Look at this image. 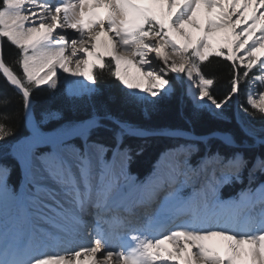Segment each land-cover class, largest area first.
Masks as SVG:
<instances>
[{
    "label": "snow or ice",
    "instance_id": "6c2138e0",
    "mask_svg": "<svg viewBox=\"0 0 264 264\" xmlns=\"http://www.w3.org/2000/svg\"><path fill=\"white\" fill-rule=\"evenodd\" d=\"M237 6L253 9L252 23L239 31L237 26L244 22L239 16L232 20ZM229 7L233 13L228 12ZM98 8H103L104 13L97 12ZM201 9L204 10L203 24L198 19ZM258 9H264V0H0V40L6 38L18 49L16 63L22 70L17 74L5 62L0 43V73L17 89L25 115H31L34 121L27 145L22 150L14 146L13 152L35 189L34 194L27 196L13 194L6 184L7 168L0 166V264H112L113 260L116 264H174L175 261L264 264V182L243 190L233 200L222 201L215 195L222 183L242 182L245 169L250 181L256 172L264 174V156L255 157L249 167L250 161L243 151L248 146L246 140L238 141L228 131L196 137L205 144L206 152L195 166L187 160L197 150L194 143L170 149L177 154V160L168 179L162 178L158 185L147 187L134 206L124 208L129 216L135 214L134 208L145 210L144 223L139 228H127L126 217L108 215L121 195L119 181L107 165L97 169L93 163L94 154L98 158L104 146L98 145L93 150L87 144L92 130L105 126L102 120L116 125L114 135L118 144L125 135L173 136L181 132L179 129L145 130L117 119L107 105L98 108L92 96L104 73L127 90L123 103L143 105L146 114L147 106H154L158 98L174 91L168 78L170 73L178 79L183 74L190 85L199 89L200 101L207 98L216 109L227 104L232 94L239 91V81L247 80L249 85L259 81L264 86V59L257 56L264 49V25L259 36L248 39L257 24L264 22V12L258 17ZM192 30L202 34L194 37ZM242 50L243 54L238 56ZM150 53L154 55L150 57ZM213 56L232 62L231 93L221 100L210 95L213 79L206 78L201 71L202 64ZM237 60L244 67L242 75ZM73 63L74 68L70 66ZM254 65H258L260 74L248 79ZM41 86L53 92L58 86L66 88L69 97L84 101L90 107V115L82 120H68L52 134L43 133L40 124L59 119L61 114L45 110L40 120H35L31 93ZM189 94L194 99L197 96V93ZM247 103L264 114V91L257 98L249 90ZM207 106L206 102L198 105ZM240 131L253 143L257 140L264 143V139L247 127L241 125ZM10 134L11 129L0 123V139ZM184 136L192 139L190 134ZM73 138L85 139L87 146L75 148L68 143ZM214 138L234 151L230 155L212 151L208 141ZM43 144L57 147L53 152L36 155L35 149ZM124 155L127 158V151ZM73 159L77 162L76 171ZM200 172L210 175V179L198 190L202 205L194 206L193 197L182 195L181 186ZM46 179L54 187L41 183ZM40 193L56 205L55 208L44 205L55 213L46 222L56 231L27 227L22 203L27 200L38 208ZM61 197L70 207H64ZM88 207L95 209L90 242L80 243L78 250L70 248L65 254L43 253L34 258L41 247L76 243L87 227L80 214ZM165 242H170L173 248H163ZM220 247L224 249L223 255L218 251ZM98 253L102 255L99 261Z\"/></svg>",
    "mask_w": 264,
    "mask_h": 264
},
{
    "label": "trees",
    "instance_id": "16d2710c",
    "mask_svg": "<svg viewBox=\"0 0 264 264\" xmlns=\"http://www.w3.org/2000/svg\"><path fill=\"white\" fill-rule=\"evenodd\" d=\"M2 53L5 62L12 67L13 71L21 74V69L16 63L18 59V49L3 38ZM201 71L206 78L213 79L210 87V94L218 100L223 99L231 93L233 70L230 61L215 56L210 57L209 61L204 62ZM97 92L92 96V101L99 108L101 105H107L108 111L117 119L127 121L132 125L145 129H179L190 131L195 135L204 136L217 131L232 132L238 141H251L240 131V125L235 120L231 109L225 110L224 118H217L209 114L204 108H196L190 100L183 94V88L175 85L174 92L168 96H161L156 100V104L149 105L147 114L143 105H133L123 103V97L126 94L125 89L115 79L104 73L96 84ZM33 101V113L35 120H40V114L45 110L59 111L61 118L49 119L41 123V126L50 131L56 128L59 123L68 120H82L87 118L90 113V107L81 100H74L69 97L63 88L53 92L48 88L41 86L34 88L31 93ZM7 100V103H0V123H4L11 129L9 136L0 139V147H4L7 152L10 145L20 138L28 135L25 123V113L22 105V97L6 78L0 73V101ZM248 109L247 115L256 126L264 127V114L244 106ZM102 127L92 130V141L104 145L110 152L118 145L116 143L115 131L109 130L113 123L108 120L101 121ZM179 141L178 138L165 136L161 134L140 137L135 135H125L121 143L122 148L128 152V167L137 177L143 178L150 170L153 161L158 155L168 147H173ZM212 151H222L230 154L233 149L224 146L219 140H209ZM249 159L254 155L264 154V145L258 149L250 150L245 148ZM230 152V153H229ZM0 164L8 170L7 184L10 188L16 190L21 182V173L17 162L9 155L1 158ZM258 181L264 182V174L258 173ZM242 183L235 180L226 184L221 191L222 198L237 195L242 189Z\"/></svg>",
    "mask_w": 264,
    "mask_h": 264
},
{
    "label": "bare ground",
    "instance_id": "6f19581e",
    "mask_svg": "<svg viewBox=\"0 0 264 264\" xmlns=\"http://www.w3.org/2000/svg\"><path fill=\"white\" fill-rule=\"evenodd\" d=\"M257 2H259V0H257ZM227 10L229 13H233V9L231 7H229ZM252 10H253L252 7H249L247 10H244L241 6H237L235 13H233V15H232V20L235 21L237 19V17L239 16L240 19L244 22V23L237 26V31H239V29L241 27H245L248 24L252 23V20H251ZM96 11L103 14L105 10L103 8H98V9H96ZM241 12L243 13L242 16L240 15ZM261 12H264V9H258L257 10V16L258 17L261 14ZM198 19L200 20L201 24H203V22H204V10L203 9H201L200 13H198ZM38 22L39 21H37V23ZM262 25H264V22L257 24V27H256L255 31L253 32V34L248 37L249 41H251V40L255 39L257 36H259L260 28ZM69 32L71 34L72 30H69ZM192 32H193L194 37L202 34V32L196 31V30H192ZM110 35H111V33H110ZM157 39H159V38H157ZM242 54H243V50L240 53H238L237 55L240 56ZM66 55H70V52L66 53ZM153 55L154 54H151V53L149 54L150 57ZM169 55L173 59H177V57L172 56V54L170 52H169ZM257 56H259L261 59H264V49L259 50L257 52ZM245 63H246V61H245ZM70 66L74 68L75 64L73 63ZM81 68L83 69V65H81ZM132 71H134V69ZM251 72L252 73H259L258 65H254L253 68L251 69ZM64 75H67V74H64ZM84 83L90 84V82H88V81H84ZM190 86L192 87L193 91L195 92L196 89L194 88V86H192V85H190ZM197 90H198V88H197ZM259 91L260 92L264 91V86H262V88ZM196 99H197L196 100L197 104H201L204 102H206L207 105L210 104V102L207 100V98H204V101H200L198 93H197ZM210 107L215 108L212 105ZM31 136H32V133L30 135H27L26 137L16 141L15 147L22 150L27 145ZM72 140H73L72 144L73 143L75 144L74 139H72ZM183 142H185V141H183ZM68 143L71 144V140L68 141ZM182 144H185V143H182ZM178 145H180V144H178ZM176 146L168 147L167 149H165L164 152L161 153L160 157L154 162L153 167L148 171V173L142 178V180L138 184L136 182H134L133 178L129 175V171H128L127 167L125 168L126 173L124 174L122 172L123 167L121 166V164L117 163V165L116 164L114 165L113 161L108 162V163H103L102 158L99 156L97 158L94 154L93 163H94V165L97 166V169L100 165H107L109 170H110V173H114L115 176L118 178V181H119V187L121 190V195L116 200L115 207L117 206V208L114 209L111 213H109L108 214L109 216L119 215L121 217H126L127 219L125 220V226L127 228H130L132 225H135L139 228L143 225L144 214H145V210L143 208H134L135 214L131 215V216H129L128 213L124 211V208L134 206L136 201L139 199V197L141 196V194L144 192V190L147 187L152 186V185H158L162 178L168 179L170 172H171V169H172L173 165L176 163L177 154H172V153H169L167 151H169L170 149L176 148ZM93 150H94V147H93ZM36 151L37 150H35V154H36ZM53 151H55V149H51L49 152H53ZM164 153H166V156H164ZM114 155L115 154L111 155L112 157L110 156L111 159L114 157ZM106 157H107V154H105V159H106ZM110 157H109V159H110ZM195 159H196V156H191V158L189 160V163L192 164L193 166H195V164L198 162ZM104 161H107V160H104ZM19 163H20L21 167L23 168V164L21 163L20 160H19ZM76 163H77L76 161H72L74 171H76ZM210 171H211V169H209V173H210ZM149 173L151 176H149ZM207 179H210V175H206L205 173L200 172L199 175L196 178H194L192 181L182 185L185 189H188V190L192 187V194L190 197H193V199H194V206L196 204L202 205V197L200 196L198 190L202 188V186L205 184ZM204 180H205V182H204ZM22 182H23L21 184L22 188L20 187V189L18 190L17 196H27L30 193H33V194L35 193V189L33 187V184L29 182V179L26 177L25 172H24V179ZM41 183H44V184L48 185L49 187H54L52 182L50 180H47V179L44 181H41ZM139 184H141V185H139ZM23 186H24V189H23ZM220 186H221V184L217 188V191L215 194L218 198H220L219 195L221 194L220 193ZM11 192L14 193V189H11ZM38 199L41 201L38 208L33 207L27 200H24L22 203V208L24 209L25 213L27 214V227L29 229H43V230H48V231H56V230L52 229L51 224L46 222V218L54 216L55 213L52 211V208L44 206V205H52V207L55 208L56 205L54 204V202L52 200L48 199L47 196L44 195L43 193L38 194ZM60 200H61V203L64 204L65 208L70 207V205L68 203H66L62 197L60 198ZM220 200L229 201V200H233V198H231V197L230 198L227 197L224 199L220 198ZM57 210H59V209H57ZM241 210L242 211L244 210L243 207L241 208ZM256 211L257 212L259 211V206L257 207ZM94 212H95L94 208L88 207L80 215L82 217H87L89 219H92V218H94V215H93ZM128 221H131V222L129 223ZM177 222H179V221H177ZM93 224H94V222L89 221L87 223V227L92 228ZM83 232H84V229H83ZM83 232H82V235L80 237H77L76 243L72 244L71 246L67 242H65L64 244H61L59 246H51V247H47V248L41 247L40 249L37 250V254H36V256H34V258H37L40 254H43V253H47L49 255H52L55 253L65 254V252L68 251L70 248L72 250H78V246L80 243H88L91 241V240L87 239L85 236H83ZM60 235H63V234L60 233ZM244 247L247 248L249 246L245 245ZM163 248H167V249L171 250L173 248V245L170 242H165V244L163 245ZM218 251L220 252L221 255L224 254V249L222 247L218 248ZM66 258H68V257H66ZM71 259L75 260V257H71ZM81 259H84L83 255L81 256ZM97 259H98V261L100 259H102V255L98 253ZM112 264H116L115 260L112 261ZM170 264H173V262H170ZM174 264H182V262L181 261H175Z\"/></svg>",
    "mask_w": 264,
    "mask_h": 264
},
{
    "label": "rangeland",
    "instance_id": "374dc122",
    "mask_svg": "<svg viewBox=\"0 0 264 264\" xmlns=\"http://www.w3.org/2000/svg\"><path fill=\"white\" fill-rule=\"evenodd\" d=\"M3 39V38H2ZM6 39V38H5ZM7 40V39H6ZM1 41V40H0ZM232 64V62H230ZM236 63L240 66V75H242L243 71H244V67L243 65L240 64V61L237 60ZM22 72V70H21ZM260 73H252L250 71V76L248 79H251L252 76H255V75H259ZM170 80H172V83H173V88L175 89V85H177L179 87V89L182 87L183 88V94L186 98H188L190 100V102L192 103V105L196 108H204L209 114H211L212 116L214 117H217V118H224V111L225 110H228V109H231L233 111V115H234V118L235 120L238 122V124L241 126H245L247 127L248 129H250L255 135H257L258 137H261L262 139H264V132H262L261 130L264 129V127H259V126H256L254 123H252L247 115V113L244 112V106L247 105L248 107L249 104L247 103V97H248V94H249V90L251 91L252 95L254 97H257L258 98V93H260V89L262 88V85L260 84L259 81H256L254 82L252 85H249L247 80H242V81H239L238 82V88H239V91L235 94H232V97L231 99L228 101L227 104H223L221 105V108L220 109H216V108H212L210 107L212 104H211V101L210 104L207 106V107H198L199 104H197V99L195 97V99L193 98L192 95H190L189 93L192 91L193 93H198V90H197V87L194 86V88L196 89V91L194 92L192 87L190 86V83L189 81H187V79L184 77L183 74H179V79L177 78L176 75H173V74H169V77H168ZM91 83V82H90ZM46 87V86H44ZM59 87V86H58ZM210 87L211 85L209 86V92H210ZM47 88V87H46ZM64 91L66 92V88H63ZM192 89V90H190ZM51 91V90H50ZM125 91L127 92V90L125 89ZM174 92V91H173ZM172 92V93H173ZM211 95V94H210ZM165 96H168V95H165ZM213 107H215V105H212ZM251 108V107H250ZM33 117L31 115L29 116H26L25 115V123H26V128H27V131H28V135H30L32 133V127H33ZM65 123V122H64ZM64 123H59L55 129L53 130H50V131H46L40 124V130L45 133V134H52L55 132V130H57L61 125H63ZM43 124V123H42ZM131 124V123H129ZM132 125V124H131ZM110 129L109 130H116V125L113 123V125L111 127H109ZM184 134H190V136L192 137L191 140H188L185 138ZM150 135H154V134H150ZM135 136H138V135H135ZM149 135H143V136H140V137H147ZM165 136H169V135H165ZM204 136H207V135H204ZM26 137V136H25ZM172 137H175V138H178L179 141H177V144H182V143H194L196 145V149L197 150H194L190 156H196V159L197 161H199L201 159V157H203L205 155V152H206V146L205 144L197 141L195 138L196 137H202V136H198V135H195L193 134L192 132L190 131H185V130H181L180 133H177L175 135H173ZM24 138V137H23ZM92 138V135L90 133V136L87 137V144H91L94 149L96 146L98 145H102L100 143H97L96 141H92L91 140ZM74 139V142L75 144L73 143L72 144V139H71V144L77 148V149H83L85 148L87 145L85 143V139H82V138H73ZM215 139V138H214ZM250 139V138H249ZM215 140H218V139H215ZM185 141V142H183ZM220 141V140H219ZM116 143L118 144L117 140H116ZM121 143V141L119 142V144ZM117 145L109 154V157L113 154L114 157L111 159L108 160V159H105V154L108 153V150L107 148L104 146L102 151L99 153V157L102 158L103 160V163H108V162H111L113 161L114 165L117 163L121 164V166L123 167V173L125 174L126 173V167H127V163H128V152H127V158L125 157L124 153L126 151V149H121L120 145ZM175 145V146H176ZM208 145L210 146V141H208ZM247 147L245 148H248L250 150H254V149H258L261 145H264V143H261L260 140H257L255 143H253V141H247ZM15 146V142L9 146L8 148V151L5 152L4 151V147H0V160L1 158H4L5 155H9L11 156L12 158H14V160L17 162L18 164V167L20 169V173H21V182H20V185L17 187L16 190H14V193L15 195H17V192L18 190L20 189V187L22 188L21 184L23 183V179H24V170L23 168L21 167L20 163H19V158L17 155L14 154L13 152V147ZM174 147V146H173ZM245 148L243 149L244 151V154L245 156L249 159V156L247 155V151H245ZM51 149H55L56 150V145L54 144H43V145H40L38 146L35 150L36 151V155H40L42 153H49V151ZM234 151V150H233ZM164 152V151H163ZM162 152V153H163ZM169 153H172V154H176L175 152H170V151H167ZM166 152V153H167ZM221 154H224V155H230V154H226V152H222L220 151ZM166 153H164V156H166ZM161 153L158 155L157 158H155V160L153 161L152 163V166L151 168L153 167V164L154 162L160 157ZM261 156H264V154H260ZM189 157V156H188ZM257 157L256 155H254L251 159H249L250 163H249V167H251V161ZM181 159H183L181 157ZM104 160H107V161H104ZM72 161H75L74 159ZM197 164V163H196ZM195 164V165H196ZM0 166H3L2 164H0ZM150 168V169H151ZM258 173L259 172H256L255 174V177L252 181H250V176H249V172L247 169H245V171L242 173V189L238 191L237 195L235 196H232L231 198L233 199H236L239 197L240 193L245 190V189H248V188H255L257 186V184H259L261 181H258ZM218 175V173H217ZM7 176H8V170H7V173H6V184H7ZM149 176L150 173H149ZM148 177V176H147ZM146 177V178H147ZM145 178V179H146ZM144 179V180H145ZM132 180V179H131ZM137 183V181H134ZM205 182V180H204ZM138 184V183H137ZM143 184V183H142ZM141 185V184H139ZM8 189L11 191L10 187L7 185ZM23 189H24V186H23ZM188 190V189H187ZM190 189L187 191V193L185 194V196H191L190 195ZM220 194V193H219ZM220 196V195H219ZM230 198V197H229ZM220 199V198H219Z\"/></svg>",
    "mask_w": 264,
    "mask_h": 264
}]
</instances>
